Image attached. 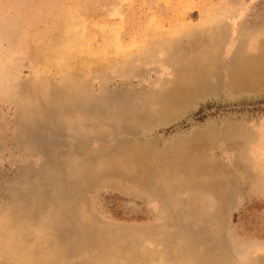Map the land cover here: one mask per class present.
<instances>
[{
    "label": "rangeland",
    "instance_id": "obj_1",
    "mask_svg": "<svg viewBox=\"0 0 264 264\" xmlns=\"http://www.w3.org/2000/svg\"><path fill=\"white\" fill-rule=\"evenodd\" d=\"M192 255L264 264V0H0V264Z\"/></svg>",
    "mask_w": 264,
    "mask_h": 264
},
{
    "label": "bare ground",
    "instance_id": "obj_2",
    "mask_svg": "<svg viewBox=\"0 0 264 264\" xmlns=\"http://www.w3.org/2000/svg\"><path fill=\"white\" fill-rule=\"evenodd\" d=\"M182 249V248H181ZM163 250V249H162ZM180 250V249H179ZM160 251V250H159ZM141 252V251H140ZM152 252V251H151ZM182 252V251H181ZM185 252V251H184ZM157 253V252H156ZM170 253V252H169ZM145 254V253H144ZM152 254V253H151ZM189 254V253H188ZM174 255V254H172ZM15 256V255H14ZM154 256V255H153ZM182 256V255H181ZM33 257V256H32ZM139 257V256H138ZM149 257V256H148ZM190 257V256H189ZM26 256L22 257L21 259L22 260H25ZM28 258V257H27ZM128 258V257H127ZM33 259V258H32ZM145 258H142V261L144 260ZM13 260V259H12ZM15 260V259H14ZM28 260V259H27ZM175 260V259H174ZM206 258L203 257L202 255H192V257H190L189 259H187L186 261L184 262H181L182 264H208L207 261H205ZM20 261V260H19ZM141 260H136V262L134 264H141L142 262ZM114 263V262H113ZM111 263V264H113ZM117 263V262H116ZM124 263V262H123ZM47 264H58V263H53V262H50L48 261ZM145 264V263H144ZM157 264H180L179 262H176V261H169L168 263L160 260ZM210 264H216V263H210Z\"/></svg>",
    "mask_w": 264,
    "mask_h": 264
}]
</instances>
